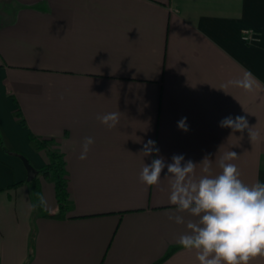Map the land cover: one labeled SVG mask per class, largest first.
<instances>
[{
    "label": "crops",
    "instance_id": "1",
    "mask_svg": "<svg viewBox=\"0 0 264 264\" xmlns=\"http://www.w3.org/2000/svg\"><path fill=\"white\" fill-rule=\"evenodd\" d=\"M245 70L252 93L221 87ZM117 111L115 128L97 119ZM238 115L256 139L219 126ZM32 136L64 157V219L36 209L22 158L38 171L48 157ZM148 140L197 177L205 157L216 175L234 151L239 178L264 183V0H0V264H198L177 243L185 224L168 219L195 218L169 204L167 169L139 180ZM36 177L54 215V183Z\"/></svg>",
    "mask_w": 264,
    "mask_h": 264
},
{
    "label": "clouds",
    "instance_id": "2",
    "mask_svg": "<svg viewBox=\"0 0 264 264\" xmlns=\"http://www.w3.org/2000/svg\"><path fill=\"white\" fill-rule=\"evenodd\" d=\"M236 87L252 93L258 86L256 78L245 70L240 78L227 81L222 88ZM120 112L105 113L97 117L108 129L119 123ZM186 117L177 122V128L187 132ZM221 128L247 134L256 139L247 117L228 116L219 122ZM92 137H85L79 159L87 158ZM144 157H155L149 164H143L139 180L147 186L159 184L161 173L166 168L169 179V204L177 213H187L195 219L185 222L183 215H169L176 224H185L186 231L177 243L185 250L194 251L198 264H249L257 257L264 258V183L245 184L239 177L237 166L231 161L237 159L234 151L225 152L218 161L221 170L212 175L210 161H202V174L196 176L197 164L185 161L183 155H173L171 163L159 156V149L153 140L143 144Z\"/></svg>",
    "mask_w": 264,
    "mask_h": 264
},
{
    "label": "trees",
    "instance_id": "3",
    "mask_svg": "<svg viewBox=\"0 0 264 264\" xmlns=\"http://www.w3.org/2000/svg\"><path fill=\"white\" fill-rule=\"evenodd\" d=\"M17 116L20 118L21 123H24L20 112H17ZM32 142L37 150H47V145L50 140L40 141L36 137H31ZM48 162L40 170L36 171L37 175H40L46 179H52L55 189V197L58 202V211L51 215L43 207L41 190L37 182V177L30 181L32 183V197L38 212L44 217H52L56 219H64L67 211V172L64 157L57 151L47 150Z\"/></svg>",
    "mask_w": 264,
    "mask_h": 264
},
{
    "label": "water",
    "instance_id": "4",
    "mask_svg": "<svg viewBox=\"0 0 264 264\" xmlns=\"http://www.w3.org/2000/svg\"><path fill=\"white\" fill-rule=\"evenodd\" d=\"M25 166H26V169H27V180L28 181H31L33 180L36 176H37V172L35 171V169L30 165V163L25 159V158H22Z\"/></svg>",
    "mask_w": 264,
    "mask_h": 264
},
{
    "label": "built area",
    "instance_id": "5",
    "mask_svg": "<svg viewBox=\"0 0 264 264\" xmlns=\"http://www.w3.org/2000/svg\"><path fill=\"white\" fill-rule=\"evenodd\" d=\"M243 39H244V41L249 42V41L253 40V36H252V34H250L249 31H245L244 35H243Z\"/></svg>",
    "mask_w": 264,
    "mask_h": 264
},
{
    "label": "rangeland",
    "instance_id": "6",
    "mask_svg": "<svg viewBox=\"0 0 264 264\" xmlns=\"http://www.w3.org/2000/svg\"><path fill=\"white\" fill-rule=\"evenodd\" d=\"M50 182H53L52 179H49Z\"/></svg>",
    "mask_w": 264,
    "mask_h": 264
}]
</instances>
